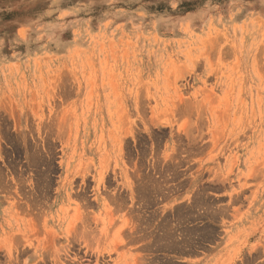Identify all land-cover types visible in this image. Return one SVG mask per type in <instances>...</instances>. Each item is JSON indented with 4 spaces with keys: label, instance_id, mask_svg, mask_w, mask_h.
I'll return each instance as SVG.
<instances>
[{
    "label": "rangeland",
    "instance_id": "1",
    "mask_svg": "<svg viewBox=\"0 0 264 264\" xmlns=\"http://www.w3.org/2000/svg\"><path fill=\"white\" fill-rule=\"evenodd\" d=\"M0 264H264V0H0Z\"/></svg>",
    "mask_w": 264,
    "mask_h": 264
},
{
    "label": "bare ground",
    "instance_id": "2",
    "mask_svg": "<svg viewBox=\"0 0 264 264\" xmlns=\"http://www.w3.org/2000/svg\"><path fill=\"white\" fill-rule=\"evenodd\" d=\"M178 220V219H177ZM163 223H164V221H163ZM180 223V222H179ZM179 227V226H178ZM81 234V233H80ZM86 234H88V233H86ZM85 234V235H86ZM175 234H176V232H175ZM173 235V234H172ZM206 235V234H205ZM177 236V235H176ZM203 236V235H202ZM178 240V239H177ZM85 241H86V239H85ZM162 244V243H161ZM166 244V243H165ZM172 244V243H171ZM163 245V244H162ZM156 246V245H155ZM159 246V245H158ZM164 246V245H163ZM177 247V246H176ZM154 248H156V247H154ZM165 248H166V246H165ZM164 250V249H163ZM167 258V257H166ZM170 259V258H169ZM169 261V260H168ZM172 261V260H171ZM166 262V261H165ZM168 263V262H167Z\"/></svg>",
    "mask_w": 264,
    "mask_h": 264
},
{
    "label": "crops",
    "instance_id": "3",
    "mask_svg": "<svg viewBox=\"0 0 264 264\" xmlns=\"http://www.w3.org/2000/svg\"><path fill=\"white\" fill-rule=\"evenodd\" d=\"M210 255H211V253H210Z\"/></svg>",
    "mask_w": 264,
    "mask_h": 264
}]
</instances>
